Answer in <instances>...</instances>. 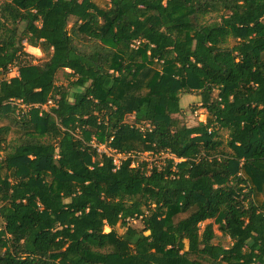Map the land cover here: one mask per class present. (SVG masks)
<instances>
[{"label": "trees", "instance_id": "obj_1", "mask_svg": "<svg viewBox=\"0 0 264 264\" xmlns=\"http://www.w3.org/2000/svg\"><path fill=\"white\" fill-rule=\"evenodd\" d=\"M16 59L0 264H264V0H1L0 68ZM103 144L182 160L114 169Z\"/></svg>", "mask_w": 264, "mask_h": 264}, {"label": "rangeland", "instance_id": "obj_2", "mask_svg": "<svg viewBox=\"0 0 264 264\" xmlns=\"http://www.w3.org/2000/svg\"><path fill=\"white\" fill-rule=\"evenodd\" d=\"M219 18H220L219 16H213L211 20H220ZM231 42L232 41L230 40V43ZM25 49L27 50V52H29V54H32L35 56V59H33V63H36V62L42 63L46 61L43 55V52L39 48L30 47L25 43ZM57 78H58L59 84H64L65 87L68 85V82H66L65 75L63 74V72H59ZM75 90L76 89L70 90V93ZM180 102H181L180 104L182 108L184 109V113H185L184 115H185V119L188 125L192 126V125L198 124V122L201 121V119L204 120L206 111L203 107H201L199 96L195 94H183L180 97ZM38 105L39 107L48 108V109L52 106L48 102L42 105L41 104H38ZM127 118L128 120H133L131 116ZM222 134L224 135V139H226L227 131H222ZM12 139L13 137H9V142L12 141ZM1 202H2V196L0 195V205H1ZM208 222H213L215 233L219 236L216 242L226 244L228 242V239L221 236L222 232L219 230V224L215 223L213 220H207L203 222L202 227ZM134 225L137 229H141L143 227L142 220L137 219L136 221H134ZM109 231H110V228H109ZM108 232L105 229L98 230L99 235H106Z\"/></svg>", "mask_w": 264, "mask_h": 264}, {"label": "built area", "instance_id": "obj_3", "mask_svg": "<svg viewBox=\"0 0 264 264\" xmlns=\"http://www.w3.org/2000/svg\"><path fill=\"white\" fill-rule=\"evenodd\" d=\"M27 59L31 60L32 58L28 56ZM22 64L23 62L16 59L7 67L0 68V81L11 80L12 78L18 77L20 74V67L22 66ZM10 102L18 107L24 105L23 101L19 99H11ZM48 103L53 105L52 100H49ZM36 107H39V105H36ZM44 109H48V108H44ZM201 121H203V119H201ZM97 149L101 155L103 153L107 155V157L112 161L114 169L120 168L123 160H125L127 157L136 158L139 161H147L150 167L152 165H156L158 169H161L162 166L166 163V158L173 159L176 163L182 160V159H178L176 155L173 153L154 154L150 152H134V153L126 154L118 151L113 147L108 146L107 144L100 145L98 146ZM132 165L136 166L138 165V163L133 162Z\"/></svg>", "mask_w": 264, "mask_h": 264}, {"label": "bare ground", "instance_id": "obj_4", "mask_svg": "<svg viewBox=\"0 0 264 264\" xmlns=\"http://www.w3.org/2000/svg\"><path fill=\"white\" fill-rule=\"evenodd\" d=\"M105 229L107 232L109 231V227L106 224H103L98 230Z\"/></svg>", "mask_w": 264, "mask_h": 264}]
</instances>
